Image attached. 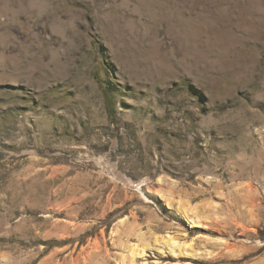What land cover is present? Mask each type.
Segmentation results:
<instances>
[{
    "label": "rangeland",
    "instance_id": "1",
    "mask_svg": "<svg viewBox=\"0 0 264 264\" xmlns=\"http://www.w3.org/2000/svg\"><path fill=\"white\" fill-rule=\"evenodd\" d=\"M0 264H264V0H0Z\"/></svg>",
    "mask_w": 264,
    "mask_h": 264
},
{
    "label": "bare ground",
    "instance_id": "2",
    "mask_svg": "<svg viewBox=\"0 0 264 264\" xmlns=\"http://www.w3.org/2000/svg\"><path fill=\"white\" fill-rule=\"evenodd\" d=\"M167 244L175 245L176 242H175V240L173 238H169Z\"/></svg>",
    "mask_w": 264,
    "mask_h": 264
}]
</instances>
